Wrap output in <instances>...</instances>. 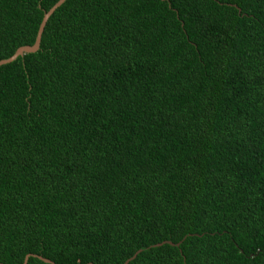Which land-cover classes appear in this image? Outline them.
<instances>
[{
  "label": "trees",
  "instance_id": "trees-1",
  "mask_svg": "<svg viewBox=\"0 0 264 264\" xmlns=\"http://www.w3.org/2000/svg\"><path fill=\"white\" fill-rule=\"evenodd\" d=\"M59 0H0V59ZM264 264V0H64L0 65V263Z\"/></svg>",
  "mask_w": 264,
  "mask_h": 264
},
{
  "label": "water",
  "instance_id": "water-1",
  "mask_svg": "<svg viewBox=\"0 0 264 264\" xmlns=\"http://www.w3.org/2000/svg\"><path fill=\"white\" fill-rule=\"evenodd\" d=\"M63 1L64 0H59L48 11H46L44 13L42 21H41V23L39 25V28H38L34 43L32 45H23V46L18 47L16 49V51L10 57L5 58V59H0V65L8 63V62H11L14 59H16L18 56H22L24 53L35 52L38 49L39 44H40V40H41V34H42V31L44 29V26L46 24V21H47L48 17L53 13V11L56 9V7L58 5H60ZM135 255L136 254H134L132 257L127 259L123 264H127V262L129 260L133 259L135 257ZM27 258H28V255L25 256L24 261H23L22 264H26ZM38 258H40L44 262H47V263H50V264H54L53 261L48 259V258H45V257H42V256H38ZM0 264H2V263H0ZM89 264H92V263H89Z\"/></svg>",
  "mask_w": 264,
  "mask_h": 264
}]
</instances>
